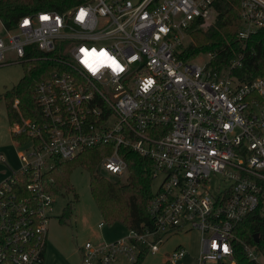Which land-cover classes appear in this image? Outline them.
Instances as JSON below:
<instances>
[{"label": "built area", "instance_id": "1", "mask_svg": "<svg viewBox=\"0 0 264 264\" xmlns=\"http://www.w3.org/2000/svg\"><path fill=\"white\" fill-rule=\"evenodd\" d=\"M215 5L85 0L4 28L0 66L25 64L37 51L51 56L54 67L34 87L39 115L24 116L13 103L18 119L9 131L28 153H18L22 167L0 182V264L43 263L55 196L43 175L56 159L101 144L111 147L97 164L103 176L128 175L127 149L153 160L152 225L116 241L85 242L82 264H133L157 252L164 234L187 228L202 235L197 264H236V227L256 211L264 215V70L241 81L234 70L242 53L222 71L210 65L212 54L204 64L178 57L194 22L215 20ZM239 8L238 37L248 40L264 29V0H240ZM85 52L107 53L123 71L105 64L94 73ZM245 249L264 264L256 246ZM185 255L179 246L167 263Z\"/></svg>", "mask_w": 264, "mask_h": 264}, {"label": "trees", "instance_id": "2", "mask_svg": "<svg viewBox=\"0 0 264 264\" xmlns=\"http://www.w3.org/2000/svg\"><path fill=\"white\" fill-rule=\"evenodd\" d=\"M85 0H0V23L4 28H13L24 15L41 10L63 11ZM240 0H216V18L212 23L196 20L190 28L191 42L178 52L183 61H191L201 54H212L210 65L218 70L230 67L231 61L244 55L242 64L234 70L241 81H249L260 75L264 70V29L253 34L248 40L238 37L240 28ZM24 65V71L18 82L4 92L0 99L4 101L8 123L18 119L13 107L18 100V108L24 116L39 115V107L34 92L35 85L54 67L51 56L42 52H34L33 58ZM109 145H97L85 149L72 159H56L54 166L43 175L45 189L58 194L59 190L72 191L73 198L77 195L70 182L69 174L79 166L89 172V190L92 199L103 220L107 223L118 222L129 230L139 232L152 225L148 213V204L154 196L153 189V160L132 149L126 151L128 177L125 182L119 179H109L97 172L99 160L109 153ZM73 199V200H74ZM69 201L64 213L60 216L63 221L69 216L71 204ZM264 234V215L256 211L246 217L235 230L234 258L236 264H257L252 260L245 243L256 246L264 257V241H255L254 235ZM148 255L144 252L133 264H141ZM166 264H168L166 262Z\"/></svg>", "mask_w": 264, "mask_h": 264}, {"label": "rangeland", "instance_id": "3", "mask_svg": "<svg viewBox=\"0 0 264 264\" xmlns=\"http://www.w3.org/2000/svg\"><path fill=\"white\" fill-rule=\"evenodd\" d=\"M4 27L0 23V36L4 34ZM192 40L191 33L184 39L186 47ZM210 59L209 54L199 55L195 62L204 64ZM24 65L19 62L0 66V96L13 87L24 71ZM28 153L24 147L17 144L9 131L5 103L0 99V182L12 172L22 167L18 153ZM109 179H119L125 182L128 175ZM69 182L76 193L59 190L53 198L52 210L47 220L46 246L42 264H82L81 248L85 242H111L130 236V230L125 225L114 222L107 223L101 217L89 190V172L82 167H75L69 174ZM158 180L153 182V189ZM74 199V200H73ZM73 200L68 217L63 221L59 218L64 213L69 201ZM102 223V226L99 224ZM201 232L197 229H184L175 233L163 235L160 249L146 255L141 264H166L169 255L179 246H183L186 255L177 264H197L201 251ZM118 264H131L127 260H120Z\"/></svg>", "mask_w": 264, "mask_h": 264}, {"label": "snow or ice", "instance_id": "4", "mask_svg": "<svg viewBox=\"0 0 264 264\" xmlns=\"http://www.w3.org/2000/svg\"><path fill=\"white\" fill-rule=\"evenodd\" d=\"M81 16H83V12L81 13ZM47 19V18H45ZM84 63L95 73L96 71L99 70L100 66H103L107 64L108 66L114 68L117 71H123V69L120 67V65L115 61V59L111 58L108 56L107 53H100L97 55L96 53H88L85 52V60ZM152 81H146L145 82V90H147L151 85ZM215 247V245H214ZM225 251H227V247L225 246L224 248Z\"/></svg>", "mask_w": 264, "mask_h": 264}, {"label": "water", "instance_id": "5", "mask_svg": "<svg viewBox=\"0 0 264 264\" xmlns=\"http://www.w3.org/2000/svg\"><path fill=\"white\" fill-rule=\"evenodd\" d=\"M254 238H255V241H256V242H259V234H258V233H256V234L254 235Z\"/></svg>", "mask_w": 264, "mask_h": 264}, {"label": "clouds", "instance_id": "6", "mask_svg": "<svg viewBox=\"0 0 264 264\" xmlns=\"http://www.w3.org/2000/svg\"><path fill=\"white\" fill-rule=\"evenodd\" d=\"M144 90H145V87H144ZM145 91H147V90H145Z\"/></svg>", "mask_w": 264, "mask_h": 264}]
</instances>
